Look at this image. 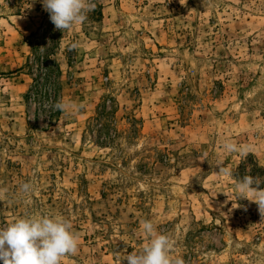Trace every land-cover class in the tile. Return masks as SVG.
<instances>
[{
    "label": "rangeland",
    "instance_id": "rangeland-1",
    "mask_svg": "<svg viewBox=\"0 0 264 264\" xmlns=\"http://www.w3.org/2000/svg\"><path fill=\"white\" fill-rule=\"evenodd\" d=\"M94 2L61 32L41 0H0V227L70 219L62 264H127L143 220L184 264H264L235 188L264 180V0Z\"/></svg>",
    "mask_w": 264,
    "mask_h": 264
},
{
    "label": "clouds",
    "instance_id": "clouds-1",
    "mask_svg": "<svg viewBox=\"0 0 264 264\" xmlns=\"http://www.w3.org/2000/svg\"><path fill=\"white\" fill-rule=\"evenodd\" d=\"M43 8L50 14L55 29L64 32L87 20V14L95 9L94 0H41ZM75 47V45H73ZM58 108L66 105L58 104ZM227 152L245 154L247 149L233 142L223 145ZM219 174L231 176V170L222 165ZM264 180L245 175L238 180L235 188L239 198L247 199L258 206L264 219ZM20 190L30 195L34 190L30 182L23 183ZM4 189H0L2 198ZM141 228L147 242L140 251L126 254L127 264H184L182 258L170 255L173 240L166 234L158 233L150 220L141 221ZM79 248V234L72 230L70 219L58 215L41 214L17 218L5 227H0V261L2 264H62V259L75 255Z\"/></svg>",
    "mask_w": 264,
    "mask_h": 264
}]
</instances>
